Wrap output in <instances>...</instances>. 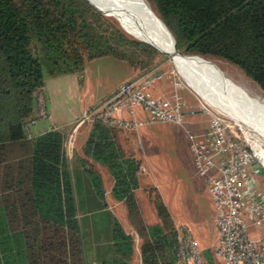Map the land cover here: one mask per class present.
<instances>
[{
    "label": "trees",
    "instance_id": "1",
    "mask_svg": "<svg viewBox=\"0 0 264 264\" xmlns=\"http://www.w3.org/2000/svg\"><path fill=\"white\" fill-rule=\"evenodd\" d=\"M148 1L177 52L226 60L264 90V0ZM159 54L86 0H0V264H16L17 255L20 264H86L63 136L50 130L28 139L23 129L43 67L53 75L81 73L86 62L111 56L144 72ZM91 125L83 151L111 175V194L141 240L142 264H172L176 230L168 210L154 196L161 223L144 224L134 195L139 163L123 156L113 128ZM85 172L103 199L100 175L87 163ZM110 241L119 258L103 264H129L132 237L115 218Z\"/></svg>",
    "mask_w": 264,
    "mask_h": 264
},
{
    "label": "built area",
    "instance_id": "2",
    "mask_svg": "<svg viewBox=\"0 0 264 264\" xmlns=\"http://www.w3.org/2000/svg\"><path fill=\"white\" fill-rule=\"evenodd\" d=\"M163 77L159 66L141 72L121 83L99 104L85 110L78 122L98 121L107 127L125 130L157 121L182 124L178 97L152 98L144 91L150 81ZM137 108L146 114L144 119L136 117ZM123 109L128 118L118 115ZM205 111L209 117L208 128L200 133L188 132V138L195 167L215 209L214 260L216 264H264V237L250 238L247 224L249 221L259 227L264 222V145L251 143L227 117ZM49 118L47 98L39 88L34 94V115L23 125L27 138H33L34 126ZM172 264H209L187 228H182L176 236Z\"/></svg>",
    "mask_w": 264,
    "mask_h": 264
},
{
    "label": "rangeland",
    "instance_id": "3",
    "mask_svg": "<svg viewBox=\"0 0 264 264\" xmlns=\"http://www.w3.org/2000/svg\"><path fill=\"white\" fill-rule=\"evenodd\" d=\"M149 3L155 10L153 3L151 2ZM103 10H107V9L104 8ZM103 14L108 18H110L112 21H114L116 25L127 36L138 40L136 36L131 32V30L127 26H125L124 23L121 22L120 19H118L115 15L111 13L110 14L103 13ZM179 54L181 56H200L209 61H212L213 63H215L217 68H219L224 73L225 76L231 78L236 83L247 87L249 90L251 89V91H255L257 93L259 92L264 96V90H262L257 83H255L252 79L246 76L245 73L236 65L226 60L211 56H202L198 54H181V53ZM172 58H173L172 56L160 52V54L154 60L153 64H157L159 66L160 71L164 74L165 78L168 74L172 75L171 80L173 79V81H170L167 78L162 80H157V91H163V92L168 91L169 93L176 92L178 95H180L181 103L183 104L182 110L185 113L182 116L183 118L182 127L181 126H179V128L177 127L178 131H176V128L174 126H170L168 124H161V123H172V122L157 121V123L155 122L157 125H154V123H152V125H150L149 128L157 132V137L165 134L167 136L166 140L168 139L171 141V144L169 145L168 143H166V146L164 148L160 147L162 144L157 143V147H158L157 156H159L160 158L164 157L167 165L164 168H167L166 172L169 174L168 176L169 180L167 183L169 185V188L167 189L166 192L168 193L167 195L165 193V196L167 198V202H168L167 205L169 209H170L171 200H168V198L170 199L171 195L172 196L175 195L177 199L176 206L174 208H171V212L175 221H180L184 223L185 221L202 222L203 228L205 229L202 232V236L208 237V235L209 236L211 235L210 232L213 229L211 225L212 219L215 218V209L213 208V205L211 203L212 199H209L211 198L210 195H208L209 196L208 198V196L205 193L206 191L204 192L202 190V187L204 186L203 178L199 175L195 167L192 157L193 156L192 152H191L192 156L189 157L185 152H180V150L178 152L177 150H175L176 149L175 142L177 141V139L178 141L182 142L183 138H187L188 140L187 142L190 144L191 147V142L188 138V134L187 133L185 134L184 129L189 130L191 133H200L205 129H207L209 117L205 109L208 112H217L230 119L231 122L236 127H238V129L241 130L243 134L247 136L248 140L256 143L257 145H260L261 143H263L264 145V136L259 135L257 132H254L253 130L250 129L245 130L241 128L236 123L235 119L231 118L227 113H225L224 109L221 107L222 102L218 100L219 99L218 97L215 96L204 97L197 90L193 89L188 84H186L184 79L180 75L179 71L175 68ZM128 65L129 64L126 62L120 61L110 56L97 58L89 61L86 64L85 69L81 72V75L78 74L81 80L80 81L81 88L78 89V91L73 92L70 98L69 97L67 98V100L64 102L63 107L67 110L77 109L78 103L80 104L82 102H86L91 99H96L99 95L107 91H111L117 85H119L120 81L123 80V78L125 77V69L127 68ZM137 70L141 71L142 68H139ZM48 75H49V69L44 66L43 78L44 77L46 78ZM84 80H86V83L84 82ZM174 83L179 84V87L174 88ZM144 91L147 95H148L147 92L149 93L151 92V90H149V87L145 88ZM236 118L238 119L237 116ZM55 120L57 119L55 118L51 119L52 122H54ZM177 125L180 124H176V126ZM61 135L63 136V142H64L65 136L63 134ZM65 157L69 165H71L70 162L72 163L73 156H71V154L69 155L70 157V162H69V157L67 156L66 150H65ZM88 167L94 169L92 165L88 164ZM72 175H73L74 192L76 198V209H78L76 218L79 223L80 234L83 241L85 262L86 264H91L93 262V258L96 259V256H94L95 252L97 251L95 249L96 244H98L99 246L98 247L99 256H98L97 264H103V262H109L111 260L101 258L100 255L103 254L105 258H108L111 251H113L111 246L108 245V241L111 238L113 218H115L116 220H120L121 223H123L121 208L120 209L115 208V211L107 210L105 213L100 212L98 214L95 211H90L91 209L90 207L92 206L90 204L91 202L90 196L89 195L83 196L84 192L86 191V188L84 186H81V188L76 187L77 185L75 184L76 181L75 178H77L79 174L73 173ZM89 182L91 183L90 179ZM77 192H80L79 195L77 194ZM147 204H148V208H147ZM144 209H145L144 211L145 222L150 223L151 220L158 221V218L155 215L157 214V212H155V210L153 209V205L151 204L149 199H147ZM115 212L117 213L118 216H116ZM111 213H113L114 216ZM247 224H248V235L250 238L258 240L261 238L259 236L262 235L264 236V222H262V224L259 227L254 226L249 221ZM123 226H122L123 230L127 234H130V236L132 237V255L130 259H132L133 257L134 259H137L138 256L137 251L140 250L139 247L141 240L139 237H137V235L134 232H132V230H134L133 226H132L133 229L131 230L126 225ZM203 255L209 263V260L205 256L204 252ZM212 259H213V264H216V261L214 260L213 256ZM16 260H17L16 264H20L18 255L16 257Z\"/></svg>",
    "mask_w": 264,
    "mask_h": 264
},
{
    "label": "crops",
    "instance_id": "4",
    "mask_svg": "<svg viewBox=\"0 0 264 264\" xmlns=\"http://www.w3.org/2000/svg\"><path fill=\"white\" fill-rule=\"evenodd\" d=\"M87 63L88 62H86V64ZM85 66H84V69H85ZM156 66L158 65L156 64ZM78 74L81 75V73H66V74L53 75L49 72V75L46 78L45 77L43 78L42 89L44 90L46 98H47V109H48L50 118L47 121L39 122L36 126H34L31 129L33 138L40 136L50 130L60 131L61 134L65 136V140L63 144L64 151L66 150L68 157L70 154L71 156H73L72 163L70 162V157H69V162L71 165H69V163L67 162L69 165V168L72 174L77 173L79 174V176H81V177L77 176V178H75L76 180L75 184L77 185L76 187L81 188V186H84L86 188V191L84 192L83 196H88V195L90 196V200H91L90 204L92 205L90 207L91 208L90 211H95L98 214L100 212L105 213L107 210L115 211V208L116 209L121 208V212L123 216L122 222L124 224L121 223L120 220H117V221L122 226L126 225L131 230L133 229V227L127 218V213L124 207V203L122 201L116 200L111 194V190L113 186V179L111 175L109 174L107 168L101 165L100 163L94 161L93 159H91V157L85 155L83 151L84 144L92 129V125L86 122L79 123L78 119L80 118L81 114L85 110L96 106L101 101L109 97L121 83L135 78L136 76L141 74V72L136 70L129 64L127 68L125 69V77L123 78V80L120 81L119 85H117L114 89L99 95L96 99H91L89 101L82 102L80 104L78 103L77 109L67 110L63 107L64 102L67 100L68 97L69 98L71 97L73 92L78 91V89L81 88L80 86L81 80ZM166 78L163 77L162 79H166ZM171 78L172 76L167 79H169L170 81H173V79L171 80ZM162 79H159V80H162ZM84 82L86 83V80H84ZM148 87H149V90H151L150 92L151 94L149 92L147 93L152 98H164L168 100H173L175 97H178L181 103V97L176 92L169 93L168 91L167 92L157 91V80L150 81L147 84L146 88ZM175 87H179V84L174 83V88ZM182 105L183 104L181 103V108H182ZM183 114L185 113L183 112ZM118 115L125 117V118L129 117L128 113L124 109L120 111ZM136 117L140 119H144L146 117V114L137 108ZM53 118L57 120L52 122L51 119ZM156 123H154V125H157ZM161 124H168L170 126H174L176 128V131H178L179 126L182 127V124L176 126L177 123H174V122L161 123ZM150 125H152V123L145 124L137 129H132V130L113 128L114 129L113 135H114L115 141L121 148L123 156L132 157L139 163V170L137 172L138 186L134 190V195H135V199H136L140 214L143 218L144 224L148 227H151V226H156L161 223L157 214L155 215L157 216L158 221L151 220L150 223H147L145 222V219H144V214H145L144 206L146 204L147 199H149V201L153 205V209L156 212V209L154 206V196L158 195L170 214V218L176 230V236L182 228H187L191 232L195 240L197 241L200 249L203 250L204 253L208 252L211 256H213L212 255L213 247L216 244L215 218L212 219L211 225L213 229L210 232L211 235L209 236L207 234L208 237L206 236L203 237L202 232L205 229L203 228L202 222H199V221L186 222L185 221L184 223L180 221H175L172 215V212H171V208H174L177 204L176 203L177 199L175 195L173 196L171 195L170 199L168 198V200H171L170 209L167 205L168 202H167L165 193L166 195L168 193L166 191L169 188V185L167 184L169 180V177H168L169 174L166 172L167 168H164L165 166H167L164 157L161 156L162 158H160L159 156H157V151H158L157 143L162 144L160 147L164 148L166 146V143L170 145L171 141L168 139L166 140L167 136L165 134L157 137V132H155L154 130H151L149 128ZM184 132L185 134L186 133L188 134V132L190 131L184 129ZM187 141H188L187 138H183L182 142L178 141L177 139V141L175 142V146H176L175 150H177L178 152L179 150L180 152H185L189 157L192 155H191L190 144ZM86 163L89 165H92L95 169L94 171H96L101 177L102 185H103L102 189L104 191L103 199H99L97 197L94 188L89 182V177L87 176L85 172ZM72 178H73V175H72ZM203 183H204V186L202 187V190L204 192L206 191L205 193L208 196L209 193H208L207 186L204 180H203ZM73 193L75 195L74 184H73ZM79 193L80 192H77L78 195ZM75 203H76V198H75ZM211 203L213 205L212 201ZM147 208H148V204H147ZM111 214L114 216L113 213ZM115 214L116 216H118L116 212ZM132 232H134L137 235L135 230H132ZM259 237L262 238L264 236L262 235ZM108 245L111 246L113 251H111L108 258H105L103 254H101L100 257L111 260V261L118 259L119 256L115 252L112 246V243L110 242V239L108 241ZM98 247H99L98 244H96L95 249L97 251L94 254V256H96V259L93 258V262L91 264H97L98 256H99ZM137 254H138L137 259H134V257L130 259L131 256L129 257L128 259L129 264H136V263L142 264L140 250L137 251Z\"/></svg>",
    "mask_w": 264,
    "mask_h": 264
},
{
    "label": "bare ground",
    "instance_id": "5",
    "mask_svg": "<svg viewBox=\"0 0 264 264\" xmlns=\"http://www.w3.org/2000/svg\"><path fill=\"white\" fill-rule=\"evenodd\" d=\"M90 1L115 15L136 37L152 42L161 50L172 52V34L148 0ZM172 57L175 68L186 84L204 97H218L225 113L235 119L241 128L264 136L263 94L236 83L225 76L215 63L203 57Z\"/></svg>",
    "mask_w": 264,
    "mask_h": 264
},
{
    "label": "water",
    "instance_id": "6",
    "mask_svg": "<svg viewBox=\"0 0 264 264\" xmlns=\"http://www.w3.org/2000/svg\"><path fill=\"white\" fill-rule=\"evenodd\" d=\"M86 1H88L94 8H96L99 12H101L102 14L103 13H105V14H110L107 10H103V9H101V8H99L96 4H94L92 1H90V0H86ZM139 41H141V42H144V43H146V44H149L150 46H152V47H154V48H156L158 51H160V52H162V53H166V54H168L169 56H175V57H179V56H181L180 54H179V52H177V50H176V48H175V39H174V37H173V35H172V52H167V51H165V50H161V49H159L157 46H155L152 42H150V41H148V40H146V39H144V38H141V37H136ZM184 57H186V56H184Z\"/></svg>",
    "mask_w": 264,
    "mask_h": 264
}]
</instances>
